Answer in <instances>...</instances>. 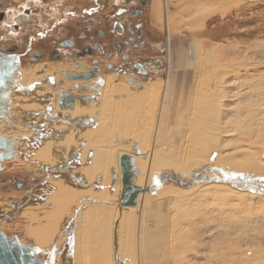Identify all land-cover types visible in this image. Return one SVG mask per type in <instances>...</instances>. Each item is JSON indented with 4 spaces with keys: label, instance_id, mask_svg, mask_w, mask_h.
Segmentation results:
<instances>
[{
    "label": "bare ground",
    "instance_id": "1",
    "mask_svg": "<svg viewBox=\"0 0 264 264\" xmlns=\"http://www.w3.org/2000/svg\"><path fill=\"white\" fill-rule=\"evenodd\" d=\"M215 1L152 0L153 19L162 20V7H166L167 78L145 83L142 88H136L137 83L127 84L126 77L117 79L115 73L104 76L101 89L96 87L95 78L65 80L64 76L56 74L57 79L62 77L63 80L61 90L70 89L76 95L94 97L91 104L78 97L71 108L62 107L59 89L49 93L54 96L49 102L43 98V90L35 91L31 83H41L43 73L52 74L57 68L74 69V64L41 61L21 65L20 79L9 94V108L4 118L0 117V135L13 138L8 149L0 150L10 155L2 166L5 168V163L12 161L15 166L53 167L48 183L37 188L34 200L25 208L28 213H24L22 219L29 222L28 234L36 242L62 248L63 260L71 257L72 240L74 264H109L112 254L129 264H157L165 261L170 243L180 246L179 256L172 253L178 247L169 253L179 258L191 248L196 249L195 244H201L189 238L194 233L195 217L211 212L219 214L224 221L219 229V242L212 241L214 246H220L221 251L243 248L237 244L242 239L247 243L246 249L263 252V192L236 188L224 182L190 184L182 179L150 188L159 173L173 170L189 174L206 164L226 167L229 164V168L236 171L264 174V56L251 57L238 49L226 53L216 52L212 46V49L203 47L198 34L194 33L204 26L212 12L209 6ZM169 7H174L176 13L169 12ZM183 30L194 36L188 47L177 50L173 48L172 38ZM76 82L82 86L75 88ZM49 89L52 90L47 87ZM98 91L100 98L92 96ZM202 159L207 163H200ZM113 167H120L124 175L121 199L128 191L136 189L125 204L86 203L90 191H94L96 198L102 195L105 200L117 201L119 194L107 186L108 183L103 188L93 186L85 199L69 210V204L59 199H53V203L49 199L43 204L35 203L48 188L52 190L54 180L64 179L62 189L67 198L73 199L85 181L84 173L94 183L101 180L100 172L111 171ZM70 174L79 181L73 188L67 187ZM56 200L61 207L54 206ZM133 202L135 205H130ZM3 205L1 202L0 206ZM176 213L182 216V222L177 220ZM172 217L177 222L173 227L180 228L177 237L176 229L169 226L177 238H172L176 243L167 232L168 218ZM65 218L66 224L56 232L55 224ZM75 218L77 226L73 238ZM111 219L117 227L115 236L110 235L112 248L107 244ZM3 222L1 220L2 228ZM178 223L184 227L187 224L186 232ZM218 227L213 225L211 231ZM53 233L54 240L50 241ZM155 236L158 242L153 247ZM100 252H108L110 256L99 259L95 253ZM163 264H167L166 261Z\"/></svg>",
    "mask_w": 264,
    "mask_h": 264
},
{
    "label": "flooded vegetation",
    "instance_id": "2",
    "mask_svg": "<svg viewBox=\"0 0 264 264\" xmlns=\"http://www.w3.org/2000/svg\"><path fill=\"white\" fill-rule=\"evenodd\" d=\"M151 2L0 0V50L20 55L22 64L28 66L41 61L74 64V69L57 68L52 72L54 76L43 73L45 78H40L43 82L38 90H43V98L49 102L54 98L49 93L56 89L64 99L74 94L70 89L61 90L63 80L57 79L59 74L71 79L81 75L95 78L98 85L105 82L104 76L115 73L117 79L126 77L130 86L139 85L165 62L167 42L153 22ZM47 85L52 90H47ZM81 86L74 83L75 88ZM77 96L81 100L84 94ZM56 202L62 206L59 200Z\"/></svg>",
    "mask_w": 264,
    "mask_h": 264
},
{
    "label": "rangeland",
    "instance_id": "3",
    "mask_svg": "<svg viewBox=\"0 0 264 264\" xmlns=\"http://www.w3.org/2000/svg\"><path fill=\"white\" fill-rule=\"evenodd\" d=\"M151 7H152V2H151ZM209 7H211L212 12L209 14V17H207L205 19L204 26L197 29L194 33L195 36H197L196 34H198V38L200 39L201 44L203 45V47L205 49H212V47H213V49H215L216 52L217 51L218 52L223 51L226 53L228 51L232 52L233 50L236 51L238 49V51L240 50V51L246 53V55H249L251 57L264 56V0H216L215 2H211V6H209ZM181 9H183V8H181ZM173 10H174V7H169V12H171V11L173 12ZM174 13H176L175 10H174ZM165 14H166V7H165V5H163V7H162V20L159 21L158 19H153V18L152 19H153V22L159 27L160 31L163 33V37L167 41V36L169 34V31H168L167 24L165 21ZM151 17H152V15H151ZM194 35L193 34L191 35V33H189L186 30H183L180 34L176 33L172 38L173 48L180 50L181 47H188V45H189L188 43H189L190 39L193 38ZM214 45H216V46H214ZM220 45H221V47H220ZM210 46H212V47H210ZM224 46L227 48L225 49ZM234 48H236V49H234ZM166 56H167V46H166V50L164 51L165 62L163 63V67L160 70H154L153 75L150 76L148 81H146L145 83L158 82V81L166 80V78H167V61H166L167 57ZM22 65H24V64H22ZM73 67L75 68V66H73ZM263 70H264V68H263ZM64 78H65V80L71 79V78H66V77H64ZM41 82H43V81H41ZM39 83L40 82L35 83V86H34L35 91H38V89L40 87V86H38ZM145 83H140V85H137L136 88H142L143 84H145ZM103 84L100 83V84L96 85V87H99L101 89L100 86ZM47 87L52 88L49 85H47ZM99 92L100 91L96 92L97 94L92 93V96L98 97L100 94ZM93 98L94 97H91V99H93ZM98 98H100V97H98ZM91 103H92V100H90V104ZM79 162H80V164L82 163L81 157H79ZM201 162L207 163V160L202 159V161H200V163ZM5 165H4L5 168H3L2 171H0V203L3 202V204H4L3 206H6V205L10 206L13 203H16L17 201L21 200L25 195H27V193L29 192L30 189L34 188L35 186H38V184H36V182H35L36 178H41V180L42 179L44 180L48 177V171H45L44 170L45 168L43 169V167H41L39 165L32 164V165L26 166V165L16 164V166H17L16 167L15 163H13L12 161L6 162ZM32 166H34L35 168ZM227 166L231 167L229 164ZM59 167L60 166H57V168H59ZM76 168H78V167H76ZM114 169H115V171L112 172V170H114ZM105 172H107V173H105ZM78 173H79V175H81L80 174L81 173L80 168L78 169ZM100 174L102 176L101 180H98V181L93 183L89 180L88 175L84 173L85 181L82 182V186H80L81 188L79 187L80 189L76 192L77 195L73 199L70 197L67 198L66 191L64 192V190L62 189V186L65 183L64 179H62L63 181L61 180L60 182H59V180H56V181L54 180V185L51 187L52 190L48 188V190L45 191V193L43 194L44 196L38 197L36 199L35 203L36 204H41V203L43 204V203H46L48 201V199H49V201H51L53 203V201H52L53 199H59L60 201L67 202L69 204V207H67L69 210V209L73 208L78 201L85 199L86 194L93 188V186L103 188V186L106 185V183H108L107 186L109 185V187H112V189L116 192V194L118 192L119 195L117 194L118 195L117 201L119 200V198L121 199L122 193H123L122 186L124 187L125 183L123 180L124 175H123L120 167H117V168L113 167V169H111V171H106V169H105L102 172H100ZM74 177H75L74 174L69 175L70 181H68L69 183H68L67 187L73 188V186L75 184L79 183V181H76L74 179ZM78 178H79V176H78ZM105 180H107V181H105ZM17 182L22 184V186L20 188L17 187ZM70 183H71V185H70ZM53 189H55L56 192ZM51 191L53 193H51ZM93 192L94 191H90L89 197L96 198V196H94L96 194H94ZM50 196H51V199H50ZM101 196L102 195L97 197V199H103V200L106 199V198L104 199L105 196H102V197ZM125 203H127V201H125L124 203H120V204H125ZM130 205H135V202H133ZM54 206H55V203H54ZM160 208H163V206ZM56 211H57V213L62 212V210L61 211L56 210ZM25 213H28V211H25ZM212 213L213 212H211L209 214L198 215L195 217L194 222L196 225L194 224V226H193V229H194L193 232L194 233L189 235L190 236L189 238H191L193 243H196V241L197 242L199 241L201 244H199V245H197L198 243L195 244L196 249L194 247L191 248L190 250L185 252V254L182 253L185 256L182 255L179 258L176 256L173 257L174 254H176V255L178 254V256H179V253L181 254V249H179L180 246L177 245L178 243L175 242V240L177 238H176V236L174 237V234H173L174 233L173 230L178 228V226L177 227H173V226H176L174 224H177V222L175 221L176 218H177V220L179 218L180 221L182 222V216L178 215L176 213L177 214L176 218L175 217L174 218L173 217L168 218L169 221L167 219V221L172 225V226L169 225V223L167 222L168 223L167 228L169 229V230L167 229V232L172 235V237H171L172 241H173V239L176 238L173 241L176 243L175 244L176 247L174 246L173 243H170V245L171 244L172 245H171V248H170V246L168 247V252L170 251L169 253L171 254V251H173L172 248L175 249L178 247V249H175L174 252H172L173 253V255H171L172 257L169 255V253H167V257L165 258V261L167 264H179V263L180 264H264V249H262L263 252L261 250H259V252H257V251H255L256 250L255 248H253V249L247 248L246 249L245 247H246L247 243H245V241L242 239L239 242H237V244L244 246L243 248H236V249L230 248V250L225 249V250L221 251L220 246H218V247L214 246L213 245L214 241L219 242V239H217L221 235L220 234L221 231H219V229L222 227V224L224 223V221L221 219L219 214L216 215V214H212ZM18 216L19 215H17V217L11 218L8 221L4 220V222H3V225H2L3 229L10 236L15 235V234H22L23 235L27 232V226H28L29 222L22 219V218H24V217H22L23 215H20L19 217ZM67 218H69V216ZM65 220H67V219L65 218L61 222L55 224L54 228H56V229H54V230H57L56 232H58L59 229L64 227V225L66 224ZM204 220H206V221H204ZM111 223H112V219H111ZM115 223H117V222L115 221ZM113 224L114 223H112V225H111L112 230L107 233V237H108L107 238V244L111 248H112V246H111L112 244L110 243V235H111V237H113L117 233L116 232V230H117L116 224H115V226H113ZM179 224L180 223H178V225ZM183 225L184 224H180L179 227L180 226H181V228L183 227L182 229H184V231L186 232L187 224H185V227ZM189 225H188V228H190ZM213 225L216 227H218V226L219 227L216 230L214 229L213 231H211V228ZM76 226H77V221L75 218L73 235H72L73 238L75 236V233H74L75 230L74 229H76ZM169 226L171 228H173V230L171 228H169ZM178 230L176 229L175 232H177ZM178 232H180V230ZM178 232L176 233V235L179 234ZM54 234L55 233L50 235V241L54 240V239H52V238H54ZM156 237L157 236L154 237L155 239L152 243L153 247L158 242V239H156ZM177 237H179V236L177 235ZM56 238H57V234H56ZM73 247H74V240H72V250H71L72 260L71 261H73V262H71V264L75 263ZM169 249H172V250H169ZM98 253H95V255L99 259L110 256L108 252H107L108 254L105 252H100V254H98ZM108 261H111L109 264H126V263L129 264V261H123V260H121V258L120 259L116 258V256L114 257L113 254H112L111 258H108ZM121 261H122V263H121ZM164 262L161 261L157 264H163ZM92 264H99V263L93 262ZM132 264H134V263H132Z\"/></svg>",
    "mask_w": 264,
    "mask_h": 264
},
{
    "label": "water",
    "instance_id": "4",
    "mask_svg": "<svg viewBox=\"0 0 264 264\" xmlns=\"http://www.w3.org/2000/svg\"><path fill=\"white\" fill-rule=\"evenodd\" d=\"M22 61L20 55L11 52H3L0 50V117L4 118V112L9 108L10 91L16 86V83L20 79ZM77 78H83L82 75ZM35 83H31V87H34ZM79 96L71 94L69 99L61 98L59 103L62 107L73 106L76 98ZM80 98V97H79ZM81 100L85 103L88 102V98L84 96ZM3 113V114H2ZM13 142V138L10 136L0 135V150L8 149ZM9 154L0 151V171L3 170L2 162L5 158H9ZM48 171V177L46 179L36 178L35 182L38 186L30 189L27 195L21 200L13 203L12 205L0 206V223L1 220H10L17 215H23L25 213L26 206L30 205V201L34 200L37 188L43 187L44 183H48L49 172L51 166H45ZM44 169V170H45ZM45 170V171H46ZM178 179L188 181L190 184H200L204 182H224L228 183L236 188L260 191L264 193V175H257L247 171H236L226 166H211L203 165L192 173L181 174L176 173L173 170L157 174L152 181L151 189L160 187L165 183H169ZM21 183L17 182V187L20 188ZM136 189L128 191L124 197L118 201L116 200H103L94 197H89L86 203L99 201L100 203H124L128 200V197ZM83 206V204L81 205ZM27 232L25 234L8 235L4 229L0 226V264H71V258L63 260L62 248H56L54 246L46 247L35 241L34 238L29 236ZM71 255V253H70Z\"/></svg>",
    "mask_w": 264,
    "mask_h": 264
}]
</instances>
